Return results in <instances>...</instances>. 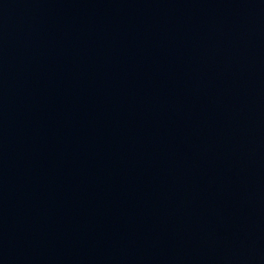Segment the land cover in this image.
<instances>
[{"label":"water","instance_id":"water-1","mask_svg":"<svg viewBox=\"0 0 264 264\" xmlns=\"http://www.w3.org/2000/svg\"><path fill=\"white\" fill-rule=\"evenodd\" d=\"M0 264H264V0H0Z\"/></svg>","mask_w":264,"mask_h":264}]
</instances>
